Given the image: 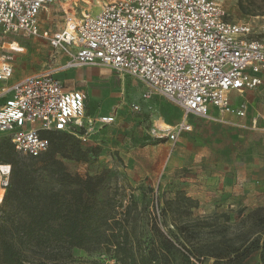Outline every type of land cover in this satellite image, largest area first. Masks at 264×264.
<instances>
[{
	"label": "rangeland",
	"instance_id": "rangeland-1",
	"mask_svg": "<svg viewBox=\"0 0 264 264\" xmlns=\"http://www.w3.org/2000/svg\"><path fill=\"white\" fill-rule=\"evenodd\" d=\"M105 1L56 0L41 13L42 26L56 32L64 24L63 8L97 11ZM222 5L228 20L249 24L250 37L264 42V0H222ZM10 46L20 50L11 61L13 80L52 70L67 88L86 95L84 121L72 133L84 154L63 162L71 174L101 178L96 200L113 199L110 214L127 220L132 236L147 244L155 214L160 228L178 235L188 250L176 246L172 264H215L211 255L218 248L240 246L264 231V85L230 92L231 102L245 104L244 116L211 121L191 115L190 129L176 141L157 140L153 130L174 126L183 112L142 81L102 63L66 68L65 53L43 37L0 35V52ZM145 90L151 91L149 101L133 111L130 104L141 103ZM110 115V124L99 122ZM5 145L0 135V158ZM15 154L19 161L29 162L26 155ZM181 199L183 206L177 208ZM170 202L162 226L159 211ZM21 249L33 264L52 259L71 264L116 261L105 245L86 250L64 243L48 248L32 243ZM240 264L262 263L256 252Z\"/></svg>",
	"mask_w": 264,
	"mask_h": 264
},
{
	"label": "built area",
	"instance_id": "built-area-1",
	"mask_svg": "<svg viewBox=\"0 0 264 264\" xmlns=\"http://www.w3.org/2000/svg\"><path fill=\"white\" fill-rule=\"evenodd\" d=\"M55 2L0 0V35L43 37L65 53L66 68L102 63L145 83L183 112L174 126L153 130L157 140L176 141L190 129L191 115L244 116L245 104L233 107L229 91L264 84V42L250 37L249 24L228 20L222 0H106L83 12L62 7L64 24L50 33L39 15ZM8 50L0 52V135L17 153L37 157L50 132L73 133L82 125L86 95L67 88L52 70L13 80L11 61L20 50ZM150 97L145 90L141 103L129 107L139 111ZM113 121V115L99 118L103 125ZM10 176L11 164L0 162V203Z\"/></svg>",
	"mask_w": 264,
	"mask_h": 264
},
{
	"label": "trees",
	"instance_id": "trees-1",
	"mask_svg": "<svg viewBox=\"0 0 264 264\" xmlns=\"http://www.w3.org/2000/svg\"><path fill=\"white\" fill-rule=\"evenodd\" d=\"M48 137L49 146L43 153L27 156L29 162H22L4 136L8 145L2 147L0 162L11 164V176L0 203V264H33L21 249L32 243L46 248L64 243L86 250L105 245L113 253L114 264H172L176 246L188 251L178 235L160 228L155 214L150 217L147 244L132 236L126 229L127 220L110 214L115 201L96 200L101 178L71 174L66 169L64 159L84 154L79 140L67 131L50 132ZM182 201L175 203L177 208L183 206ZM171 204L159 211L162 226ZM178 230L182 232L180 227ZM256 252L264 264V231L240 246L218 248L211 256L215 264H240ZM41 264L71 263L52 259Z\"/></svg>",
	"mask_w": 264,
	"mask_h": 264
},
{
	"label": "crops",
	"instance_id": "crops-1",
	"mask_svg": "<svg viewBox=\"0 0 264 264\" xmlns=\"http://www.w3.org/2000/svg\"><path fill=\"white\" fill-rule=\"evenodd\" d=\"M46 10V9H45ZM45 10H43V11H45ZM43 11H41V13L43 12ZM41 13H40V15H41ZM40 15H39V24H40V27L42 28V29H45L43 26H42V23H41V20H40ZM264 84H262V85H260V86H263ZM260 86H257V87H260ZM254 88H256V87H254ZM244 89H251V88H244ZM243 90V89H242ZM232 91H238V90H231V91H229V93H228V98H229V102H230V104L233 106V107H237L239 104H235V102H231V100H230V97H229V94H230V92H232ZM3 102V99H1L0 98V104ZM234 103V104H233ZM231 114H226V115H224V117H226V116H230ZM232 116V115H231ZM235 116V115H234ZM206 119V118H205ZM207 120H210V119H207ZM211 121H214V120H211Z\"/></svg>",
	"mask_w": 264,
	"mask_h": 264
}]
</instances>
